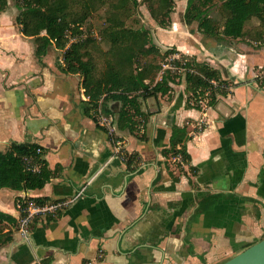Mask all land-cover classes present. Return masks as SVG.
Masks as SVG:
<instances>
[{"label":"crops","instance_id":"obj_1","mask_svg":"<svg viewBox=\"0 0 264 264\" xmlns=\"http://www.w3.org/2000/svg\"><path fill=\"white\" fill-rule=\"evenodd\" d=\"M17 17L9 6L0 13V152L35 144L53 175L42 189L0 188L13 237L0 264H222L264 239V42H216L176 19L152 30L160 50L207 63L235 86L210 106L182 77L139 99L132 132L117 126L122 103L108 100L110 133L86 114L83 79L58 69L55 47L40 60ZM175 128L183 153L173 152ZM30 202L48 211L22 233Z\"/></svg>","mask_w":264,"mask_h":264},{"label":"trees","instance_id":"obj_2","mask_svg":"<svg viewBox=\"0 0 264 264\" xmlns=\"http://www.w3.org/2000/svg\"><path fill=\"white\" fill-rule=\"evenodd\" d=\"M221 1L229 14L223 24L214 21L210 15L212 0H188L184 22L187 25L196 24L200 34L216 42L228 39L264 42V0ZM141 4L147 5L158 27L167 29L171 26L175 0H19L16 4L19 10L17 24L24 36L34 39L36 56L42 60L55 47L62 52L58 69L64 74H77L83 79L82 86L88 97L86 114L94 116L91 112L96 113L100 109L109 115L106 102L111 99L119 101L122 109L117 126L120 130L129 129L131 132L135 116H143L139 99L169 92L170 83H176L182 77L187 83V90L197 101L208 94L210 106L216 103L218 95L226 96L235 86L225 81L220 71L207 63L197 62L195 58L183 56L182 61H172L173 65L184 68L183 73L163 69L157 58L177 54L178 51L171 49L162 54L148 31L127 26V19ZM8 6L9 0H0V13L6 11ZM103 6L109 7L110 12L100 36L109 43L107 53L113 57V61L97 77L96 66L84 60V50L91 40L75 38L80 37V30L92 13ZM254 18L260 21L259 29L248 30ZM159 75L161 80L154 85ZM213 81L217 82L216 86ZM178 132L180 134L183 130L174 129L173 152L180 145L183 153L185 137L177 139ZM39 148L35 144L13 143L7 152H0V188L36 190L45 187L53 173L45 168L42 154L37 153ZM37 162L41 167L34 171L32 165ZM34 201L39 203L40 200ZM3 217L0 213V247L13 239L12 234L4 233L1 224Z\"/></svg>","mask_w":264,"mask_h":264},{"label":"rangeland","instance_id":"obj_3","mask_svg":"<svg viewBox=\"0 0 264 264\" xmlns=\"http://www.w3.org/2000/svg\"><path fill=\"white\" fill-rule=\"evenodd\" d=\"M19 0H9V10H13V12L19 14V10L16 8V4ZM141 1V0H139ZM176 1V8L175 12L172 14V24L169 28L165 30H170L173 27L174 19H176V23L181 22L182 27H184L186 30H193L197 28L196 24L193 25H186L184 22V14L185 7L187 5L188 0H175ZM212 9L210 12L211 17L219 24H223L225 22L226 17L229 15L228 11L223 6V2L221 0H212ZM110 12L109 7L103 6L98 7L96 11H94L91 15V17L87 20V22L83 25V27L80 30V37H76L75 39H82V40H91L86 48L84 50L85 56L84 60L91 61L96 66V76L100 77L101 74L106 70L107 64L109 62L113 61V57L107 53V51L110 49L109 43L102 39L100 36V32L102 28L105 25V19L108 17ZM120 17H123V15ZM127 26L130 28H133L134 30H141V31H148L149 33L152 30H160L155 20L151 17L149 10L147 8L146 4H141L137 11H134L132 16L127 19ZM258 25H254L253 21L251 20L249 25L250 26H257V27H249L248 30H257L259 29V23L260 21L256 20ZM177 25V24H176ZM151 37V36H150ZM233 42L232 39H228V41ZM236 40V39H233ZM172 48H161L162 54L165 52L171 50ZM60 52V55L58 57L62 58V52ZM185 56L183 54H180L179 52L177 54H169L166 57H160L157 58V61L162 64L163 69H173L175 71H179L180 73H183L185 70L181 66L173 65L172 61L174 59L182 61V57ZM175 66V67H172ZM208 94L203 98V101L207 100L209 101V98L207 97ZM98 111L96 113L98 114ZM103 113V112H102ZM104 114V113H103ZM105 115V114H104Z\"/></svg>","mask_w":264,"mask_h":264},{"label":"built area","instance_id":"obj_4","mask_svg":"<svg viewBox=\"0 0 264 264\" xmlns=\"http://www.w3.org/2000/svg\"><path fill=\"white\" fill-rule=\"evenodd\" d=\"M213 84L216 86L217 82L213 81ZM98 116H99V124L101 126H104V127L108 126L110 128V133H113L114 129L111 128V124H112L111 118H108L107 116L103 115L102 111L100 109H99V112H98ZM113 142H114L115 153L119 157H121L123 160H128V156L126 155V153L124 152V149H123V142L121 140H118V139H115V138L113 139ZM37 153L41 155L42 154V149L39 148L37 150ZM32 169L34 171H38L36 165H32ZM58 207H59V205H55V206H53L50 209L51 210H55ZM46 211H48V210L45 207L38 206V205H36L33 202H30L29 204H27V207L25 209V212H26L25 216L23 218H21L20 222H19L20 231L22 233L29 232L31 224L33 222V219H34L35 215L45 213Z\"/></svg>","mask_w":264,"mask_h":264},{"label":"water","instance_id":"obj_5","mask_svg":"<svg viewBox=\"0 0 264 264\" xmlns=\"http://www.w3.org/2000/svg\"><path fill=\"white\" fill-rule=\"evenodd\" d=\"M222 264H264V239L251 245Z\"/></svg>","mask_w":264,"mask_h":264}]
</instances>
